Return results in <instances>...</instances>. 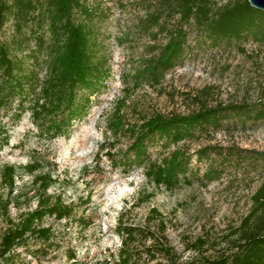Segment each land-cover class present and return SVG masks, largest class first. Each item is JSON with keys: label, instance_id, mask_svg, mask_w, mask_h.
<instances>
[{"label": "rangeland", "instance_id": "rangeland-1", "mask_svg": "<svg viewBox=\"0 0 264 264\" xmlns=\"http://www.w3.org/2000/svg\"><path fill=\"white\" fill-rule=\"evenodd\" d=\"M87 4L95 15L102 54L111 67L106 88L68 139L39 138L30 113H26L21 121L9 123L11 143L0 154V174L6 165L17 167L14 195L20 197L18 206L10 208L13 222L38 205L33 176L23 168L34 161H40L43 173L53 176L48 194L75 207L71 219H45L44 226L52 229L51 240L45 243L30 238L16 252L20 264H69L71 253L84 264H96L112 255L113 264L122 244L117 233L120 219L124 225L151 228L157 236L163 220L165 236L181 262L228 253L235 229L250 213L252 197L264 181V118H232L219 131L181 143L179 148L192 156L191 168L171 190L150 182L143 168L124 173L112 166L106 153L121 155L130 140L122 137L113 142L107 119L117 106L131 123L156 114H188L198 108L192 99L206 87H211L209 105L245 104L254 115L264 108V46L214 43L192 29L184 63L161 84L136 88L133 75L154 53L151 46L160 49L166 43L164 36L151 40L141 30L152 1L88 0ZM13 37V23L9 22L0 38L10 41ZM24 47L34 48V41ZM44 75L42 70L41 77ZM102 144L108 146L100 152ZM202 149L209 153L199 159ZM240 154L244 157L239 158ZM258 156L262 158L254 160ZM211 170H216L214 178L207 175ZM148 195L151 198L141 202ZM6 196L0 179V199ZM153 209L162 216L151 217ZM8 219L0 214V239L10 225ZM200 240L204 244L193 248ZM144 241L138 237L136 243L143 247ZM154 263L147 258L141 261Z\"/></svg>", "mask_w": 264, "mask_h": 264}, {"label": "trees", "instance_id": "trees-1", "mask_svg": "<svg viewBox=\"0 0 264 264\" xmlns=\"http://www.w3.org/2000/svg\"><path fill=\"white\" fill-rule=\"evenodd\" d=\"M151 1L141 30L151 40L164 36L166 43L160 49L151 46L154 53L133 75L136 88L161 84L184 63L192 29L214 43L237 41L264 46V11L254 8L249 0ZM87 3L88 0H0V32L9 22L14 31L10 41L0 38V154L11 143L9 123L21 121L26 113H30L39 138L68 139L75 125L89 116L95 99L106 88L111 67L102 54L94 28L95 15ZM31 41L34 48L24 47ZM241 51L248 53L242 47ZM210 90L206 87L192 99L198 108L188 114H156L137 123L129 122L122 107L117 106L107 119V130L113 142L126 137L130 143L121 155L106 153L112 166L124 173L143 168L150 182L171 190L180 185L182 176L191 168L192 156L179 148L181 143L202 133L219 131L232 118H264V108L251 115L245 104L209 105ZM107 146L102 144L100 152ZM208 153V149H202L197 156L201 159ZM23 168L33 176L38 205L17 222L11 220L10 208L18 206L20 197L19 193L14 195L17 167L4 166L0 179L7 196L0 199V214L9 218L10 225L0 239V264H20L16 252L30 238L49 242L52 229L44 226L46 218L61 221L75 216L74 205L48 194L55 181L51 173L41 171L40 161ZM207 175L214 178L216 170ZM150 198L148 195L141 202ZM252 201L250 213L235 229L228 253L189 262H181L169 245L163 220L157 236L151 228L124 225L120 219L117 233L122 244L113 264H141L144 258L154 264H264V181ZM153 216L158 219L162 215L153 209ZM138 237L144 238L143 247L136 243ZM146 241H151L150 245ZM203 244L200 240L193 248ZM69 259V264H84L72 253ZM96 264H112V255Z\"/></svg>", "mask_w": 264, "mask_h": 264}, {"label": "water", "instance_id": "water-1", "mask_svg": "<svg viewBox=\"0 0 264 264\" xmlns=\"http://www.w3.org/2000/svg\"><path fill=\"white\" fill-rule=\"evenodd\" d=\"M249 2L254 8L264 11V0H249Z\"/></svg>", "mask_w": 264, "mask_h": 264}]
</instances>
